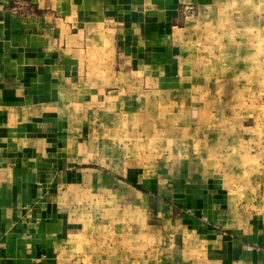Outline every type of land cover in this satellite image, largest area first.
<instances>
[{
  "label": "crops",
  "instance_id": "1",
  "mask_svg": "<svg viewBox=\"0 0 264 264\" xmlns=\"http://www.w3.org/2000/svg\"><path fill=\"white\" fill-rule=\"evenodd\" d=\"M0 264H264V0H0Z\"/></svg>",
  "mask_w": 264,
  "mask_h": 264
},
{
  "label": "rangeland",
  "instance_id": "2",
  "mask_svg": "<svg viewBox=\"0 0 264 264\" xmlns=\"http://www.w3.org/2000/svg\"><path fill=\"white\" fill-rule=\"evenodd\" d=\"M196 112V111H195ZM148 119H149V117H148ZM145 122H143V123H141V126L144 124ZM248 123L249 122H245L244 124H245V126L246 125H248ZM121 124V122H119V123H117V125H118V127H116V130H115V133H118L119 131H120V129H121V126H119ZM163 124H165V123H163ZM137 129V126H135V130ZM144 131L145 130H148V129H143ZM165 136H167V135H165ZM140 142L141 143V138L140 139H137V138H130V139H128V140H126V142L127 143H130V142H134V143H136V142ZM99 144L101 145V143L103 142V140L102 139H99ZM152 142H153V139H152ZM152 154H153V152H152ZM119 155H116V157H118ZM182 158H180V156H179V154L177 155V158H175V160H181ZM120 162H119V165H121L122 166V164H123V162H122V160H123V158L122 157H120ZM131 162H126L125 164H130ZM100 170H103L104 172H110L111 173V170H105L104 168L102 169H100ZM113 174H114V176H116V177H118V179L119 178H121V179H124V178H122V176H123V174H122V170L121 169H117V170H114L113 172H112ZM124 180H126L127 181V179H124ZM129 184H131L132 185V183L131 182H129ZM98 192H99V190H98ZM98 195V194H97ZM99 196H101L100 194H99ZM98 196V198H97V201L96 202H93L94 203V205H97V212H98V215L99 216H101L102 218H105L104 217V215H107L106 214V210L107 209H111V207H108L107 208V205L105 206V205H102L101 203H104L105 204V201H99L100 200V198L101 197H99ZM120 196V195H119ZM118 196V197H119ZM119 199V200H118ZM124 201L126 202V203H129L131 206L130 207H128V209H129V211H130V214H129V216L128 217H124V219H122V218H120V217H118V218H114V224H112V225H115V226H119V225H124V226H126V225H129L131 228L132 227H138V226H149V227H151V226H153L154 225V221H155V219H153V218H150V216L152 215V214H150L149 213V211H148V207H149V204H148V202L147 201H142L141 202V213H138L139 214V216L135 213V211H137V207H133V205H132V201H133V198L131 197V198H128L127 196H124ZM116 200H118V202H119V205H121V204H123V202H122V198L120 197V198H116ZM92 203V204H93ZM97 203V204H96ZM124 205V204H123ZM142 206H144V207H142ZM117 209H119V210H121V208L119 207L118 208V206H117ZM163 213V212H162ZM194 213H193V211H192V209H190V208H187V209H184V212H180V210H176V211H174L173 212V218L174 219H184V218H186V217H188V216H192ZM145 215H146V217H145ZM187 215V216H186ZM147 216H149V217H147ZM163 218H165V217H160L159 219H156V220H160V219H163ZM106 219V218H105ZM99 220H101V218H99ZM112 221V220H111Z\"/></svg>",
  "mask_w": 264,
  "mask_h": 264
},
{
  "label": "trees",
  "instance_id": "3",
  "mask_svg": "<svg viewBox=\"0 0 264 264\" xmlns=\"http://www.w3.org/2000/svg\"><path fill=\"white\" fill-rule=\"evenodd\" d=\"M34 12H35L36 14H39V13H40V11H38V10H36V9H34Z\"/></svg>",
  "mask_w": 264,
  "mask_h": 264
}]
</instances>
